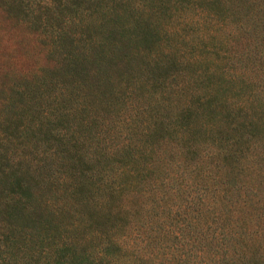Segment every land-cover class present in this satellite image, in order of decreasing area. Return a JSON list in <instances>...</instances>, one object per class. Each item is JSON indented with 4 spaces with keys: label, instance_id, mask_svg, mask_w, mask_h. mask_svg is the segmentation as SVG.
<instances>
[{
    "label": "trees",
    "instance_id": "16d2710c",
    "mask_svg": "<svg viewBox=\"0 0 264 264\" xmlns=\"http://www.w3.org/2000/svg\"><path fill=\"white\" fill-rule=\"evenodd\" d=\"M5 1L0 264H264V0Z\"/></svg>",
    "mask_w": 264,
    "mask_h": 264
},
{
    "label": "rangeland",
    "instance_id": "374dc122",
    "mask_svg": "<svg viewBox=\"0 0 264 264\" xmlns=\"http://www.w3.org/2000/svg\"><path fill=\"white\" fill-rule=\"evenodd\" d=\"M6 5L5 0H0V66L8 67L18 63L19 67L29 69L37 64L43 65L46 63L44 52L36 39L37 35L40 37L41 31L20 26L18 15L11 14ZM259 71L255 72L256 79L263 78L261 74L258 75ZM8 77L10 76L0 79V91ZM1 95L3 94L0 93Z\"/></svg>",
    "mask_w": 264,
    "mask_h": 264
}]
</instances>
